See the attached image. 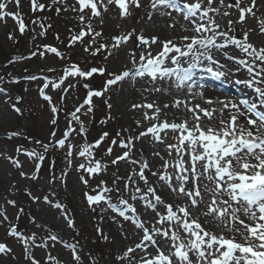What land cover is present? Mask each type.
Wrapping results in <instances>:
<instances>
[{
    "label": "snow or ice",
    "instance_id": "6c2138e0",
    "mask_svg": "<svg viewBox=\"0 0 264 264\" xmlns=\"http://www.w3.org/2000/svg\"><path fill=\"white\" fill-rule=\"evenodd\" d=\"M26 6L27 13L24 0H0V25L13 22L7 40L16 44L17 33L29 35L31 45L4 67L49 55L59 62L24 77L42 81L37 93L47 104L49 131L45 141L20 128L5 130L0 139L28 146L16 145L14 154L0 149V159L22 180H43L36 192L24 186L23 194L51 221L5 199L0 257L15 264H264V0H26ZM136 10L143 11L139 19L162 20L179 35L162 39L127 25ZM52 14L70 17L65 51L38 43L52 27ZM107 21H116L115 34L105 35ZM77 46L80 61L68 54ZM220 53L235 72L246 71L235 83L256 100L205 95L194 71L224 78ZM114 58L121 67L110 71ZM97 76L100 87L92 84ZM18 79L0 76V85ZM126 85L138 94L127 105L130 122L89 141L85 121L95 119L96 99L108 110L99 120L106 125L116 117L104 97ZM77 88L85 93L67 109ZM0 95L12 113L23 115L22 96L13 100L5 87ZM53 150L64 152L65 167L57 175L52 161L42 176ZM69 170L77 179L72 192ZM8 190L21 189L12 182ZM77 192L95 233L91 241L77 223ZM25 216L31 227L21 229ZM109 222L119 242L105 230ZM98 242L112 245L107 256L88 247Z\"/></svg>",
    "mask_w": 264,
    "mask_h": 264
},
{
    "label": "rangeland",
    "instance_id": "374dc122",
    "mask_svg": "<svg viewBox=\"0 0 264 264\" xmlns=\"http://www.w3.org/2000/svg\"><path fill=\"white\" fill-rule=\"evenodd\" d=\"M24 3H25L24 11L25 13H27L28 10L26 6V0H24ZM142 15H143L142 10H136L134 12L133 17H130L125 23L132 27H136L138 30L141 28H146L148 32L157 34L162 39L179 35V33L173 32L165 28L164 21L157 19L156 22L153 24L147 22L146 20L139 19ZM50 23L52 24L51 29L48 30L47 35L42 39V41H38V43L42 42V43L51 44L53 46L60 48L62 51H65L64 44L62 42L66 39L67 36V27L71 23L70 17H65L62 15L60 18H57L55 17L54 14H52V20L50 21ZM115 23L116 21H107L105 35H108L109 33L115 34L116 31ZM251 23L252 22L249 21V24ZM12 28H13V22L11 20L8 21L7 26L0 25V76H5L7 78V75L11 73L13 77H17L19 79L17 83H5L3 85H0V87H5L9 95L13 98V100L17 95L23 97V101L21 105H19L23 109V115L17 116L15 113H12L8 108V105H6L4 102L6 97L4 95H0V136L3 135L5 130H15L20 128L25 130L29 135L46 141L49 131V125L47 123L49 118V111L46 102L41 100L37 93V85L38 83H42V81H29L24 79V77L30 73H37L38 70L45 65L56 66L59 64V62L55 59V57L49 55L47 60H39V59L26 60L23 62H19L4 67L8 59H10L12 56L20 55V54L26 55L29 48L31 47L29 43L30 40L29 35L20 36L17 33L18 43L16 44H13L12 41L7 40L6 38L7 33L11 31ZM57 35H59V39H57ZM68 54L71 56L72 60L74 61H80L83 59V55L79 49V46H77L75 49L68 50ZM220 61H223V58H220ZM224 64L229 65L227 62H224ZM120 67L121 66L118 65V61L115 58L109 62L110 71H116ZM25 69H28V72H25ZM199 71L200 68H197L196 69L197 74L198 75L202 74V72ZM228 73L229 74H227L224 77L226 81L225 83L226 85L234 86L240 94L244 95V97L247 95H251L250 100H256V97L251 93L250 89L245 88L241 84L235 83L237 79L245 78L246 76L245 71L235 72L233 68L232 72L230 73L228 71ZM48 75H54V74H48ZM102 83H103V78L99 76H97L95 80L92 81L94 87H100L102 86ZM197 83L200 85V82ZM125 89H132V88L126 85ZM84 93L85 90L83 88H77L72 93V95L68 97L65 107L67 109H72L74 102L77 101V98L82 99ZM120 93L121 91H119L118 88H113L112 91L104 97V99H108L110 97L109 102L113 106L112 115L116 117L115 120H110L106 125H101L99 123V120L103 118V116L107 113L108 110L107 108L104 107L100 99H96L95 103L97 104V110L95 113V119L91 124H88L87 120L85 121L88 127L89 141L93 140V138L98 137L101 131L106 130L109 131L110 133H114L121 124L125 123L126 121L130 122L131 113L128 112L127 107L125 109L127 116L125 113L123 114L120 111L117 110L115 111L116 106L119 104ZM50 94L53 95L54 100L58 98V93H50ZM135 94L138 96L136 92ZM236 97L238 96H235V98ZM130 102L131 101L129 100L128 104ZM60 126L61 128L64 127L63 113L60 114ZM77 142H79V138L77 139ZM21 143H25V142L20 139H16L10 142L0 139V149H6L9 154H14L13 151L14 147ZM25 146L27 147L28 145L25 143ZM55 152L56 150L50 152L46 160V163H44L41 172L42 176H45L47 174L49 164L55 160V156H56L54 155ZM59 152L62 155V162L60 164L55 163L57 175H59L60 169L65 167L64 152L63 151H59ZM20 159L24 161L25 157L21 156ZM24 167L25 170H27L30 167V164L25 163ZM69 172L70 174L67 177V182L69 186V191L72 192L77 187V179L75 173H73L71 170H69ZM9 173H11V175H9ZM12 182H15L16 186L21 189L19 192H16L14 194L12 192H9L8 189L11 187ZM42 183L43 180L37 182L22 180L19 177L17 170L11 168L10 165L7 163V161L0 159V204H3L5 199H15L18 201V203L23 205L26 208V210L31 211L33 215H36L50 222L51 214L47 213L46 210H44L42 207L38 208L36 205H31L30 202L27 200V197H25L23 194L24 186L30 185L33 191L36 192ZM76 195H77V199L75 200V204L77 205V223L78 226L82 228L83 235L86 236L89 241H91L94 238L95 233L93 232L92 225L88 221V213L84 210V206L81 205L79 202V193L77 192ZM14 214H15V209H12L9 206L8 215L10 219L14 218ZM19 227L21 229L31 227L27 223L26 216L21 218V220L19 221ZM104 228L106 231H109L110 235L116 238L117 241L119 242V237L116 232L115 226L111 225L109 222L104 225ZM0 238H5L3 227H0ZM8 239H9V243L13 247H16L14 242L10 238ZM88 247L94 248L96 253L102 256H107L110 250L112 249V245L99 243V242L95 245L89 243ZM16 251L17 253H19L18 248H16ZM0 264H15V262L11 261L10 258L0 257ZM101 264H105V261L102 260Z\"/></svg>",
    "mask_w": 264,
    "mask_h": 264
},
{
    "label": "bare ground",
    "instance_id": "6f19581e",
    "mask_svg": "<svg viewBox=\"0 0 264 264\" xmlns=\"http://www.w3.org/2000/svg\"><path fill=\"white\" fill-rule=\"evenodd\" d=\"M254 39H255V37H254ZM216 58L219 59V60H220V58H223V61H220L221 64H224V62H227L229 64V65H225L224 64L225 65V68L221 69V70L225 71L227 74H229L228 73L229 69H233L232 63L229 62V61H227L224 58L223 53L218 54ZM118 65L121 66V63L119 61H118ZM240 72H244V69H241ZM141 83H142V81H141ZM139 86H140V84H137V87H139ZM204 90H205V95L207 97H220L222 99L225 98L224 96H221V95H218V94H216L214 92H211L208 89H204ZM248 94H250V93H248ZM137 98H138V96L135 94L134 90H132V89H125L123 92L120 93V96H119V104L116 106L115 111L117 110V111L122 112L123 114L125 113L126 116H127V113H126V110L125 109H126V107L128 105L129 100L130 101H134ZM245 98L250 99L251 98V95H247V96H245ZM161 99L164 100L166 98H163L162 97Z\"/></svg>",
    "mask_w": 264,
    "mask_h": 264
}]
</instances>
